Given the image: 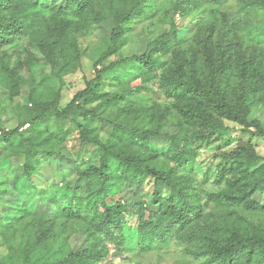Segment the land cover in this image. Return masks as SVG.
Returning a JSON list of instances; mask_svg holds the SVG:
<instances>
[{
  "label": "trees",
  "instance_id": "trees-1",
  "mask_svg": "<svg viewBox=\"0 0 264 264\" xmlns=\"http://www.w3.org/2000/svg\"><path fill=\"white\" fill-rule=\"evenodd\" d=\"M153 1L0 0V52L13 57L24 53L23 63L16 61L21 66L48 64L62 76L81 63L78 35L105 20L111 29L107 51L65 106L33 76L26 81L18 65L0 68V96L7 102L0 104V115L6 113L10 120L6 126L0 117V167L7 171L0 207L10 214L9 221L0 216V236L24 239V264H102L112 251L136 260L135 254L147 251L166 253L172 240L195 245L205 264H264V230L239 213L264 212V159L251 141L240 140L227 152L230 174L219 179L222 188L204 203L181 172L195 156L193 145L221 130L223 120L264 137L263 122L244 107L247 87L237 101L228 90L232 59L241 50L233 48L232 40L255 27L253 46L264 45V0H176L166 13L169 29L149 42L143 54L108 63L122 46L129 23L148 13ZM202 5L210 14V31L203 37L199 30L193 36L192 30L183 40L175 15ZM239 59L235 67L242 80L252 78L258 70L255 60ZM131 61L143 72L133 79L111 76L116 91L103 92L105 76ZM157 90L176 96L179 121L160 122L144 109L139 117L108 111L130 94ZM88 146L97 153L94 163L83 153ZM65 171L85 184L63 182L66 196L37 202L18 192L23 181L34 191L46 190L54 185V173ZM209 204L221 215L202 224ZM129 216L135 219L133 228ZM56 228L62 229L65 242L72 234L78 237L77 244L59 258L33 263V249L58 237Z\"/></svg>",
  "mask_w": 264,
  "mask_h": 264
},
{
  "label": "rangeland",
  "instance_id": "rangeland-1",
  "mask_svg": "<svg viewBox=\"0 0 264 264\" xmlns=\"http://www.w3.org/2000/svg\"><path fill=\"white\" fill-rule=\"evenodd\" d=\"M176 0H154L153 6L148 13H142L137 18L133 19L124 33L122 46L117 53L111 55L107 62L117 61L122 58L130 57L134 54L141 55L145 52L146 46L149 42L156 39L159 35L169 29L171 19L166 15L168 10H171ZM176 25L180 27V34L183 35V40H187L192 30L195 33L201 32V36H207L210 31V14L208 9L202 5L197 9L189 12L185 16L180 14L175 15L174 19ZM110 24L107 20L95 25L87 33L80 34L77 37L79 53L82 56L80 65L74 71L64 72L62 76L57 74L48 64H35L30 67L25 64L18 65L17 58H20L21 63L24 53L18 57L9 56L5 51L0 52V68L3 64L7 65L9 69L15 67L19 69V74L28 81L32 76L41 88L54 95H58V101L61 106L67 105L72 99L73 95L85 87L86 79L93 74V63L107 51L110 41ZM219 31L214 32V39H216ZM256 34L255 27H251L241 35H237L232 40L233 48L241 49L233 57L234 74L229 80V89L233 95V99L237 101L244 86L247 87L244 94V107L251 111V117L259 118L264 124V45H257L255 48L254 35ZM192 36V37H193ZM252 57L257 63L258 70H255L252 76L246 77L242 80L241 74L235 65H239V57ZM101 67V64L98 68ZM16 68V69H17ZM143 72V69L134 61L121 64L113 69L101 82L100 89L103 92H114L115 87L110 85V77L116 76L119 79H133L138 77ZM231 82V84H230ZM249 86V87H248ZM30 88V87H29ZM28 88V90H29ZM27 87H24L23 102L26 99ZM242 103V102H241ZM1 106H5L7 102L2 100L0 96ZM178 99L170 93L161 90L156 92L142 91L136 94L126 96L122 101L117 102L114 107L108 109L114 114L121 110L130 112V116L139 117L142 110H148V115L159 119L160 122H177L179 121L178 113ZM132 113V114H131ZM6 113L0 115L4 119L7 126L10 123L9 118H5ZM125 116V114H124ZM8 121V122H7ZM147 125H149L147 123ZM224 127L217 130L213 135L206 138L203 142L194 144L195 156L189 161L186 168L182 169L191 182V189L197 193L202 202L206 201L210 193L217 192L222 188L219 184V179L229 176L231 163L226 160L227 152L232 149L240 140H249L254 145L256 152L264 159V137L252 136L243 126L236 122L223 120ZM72 144V143H70ZM84 155L89 162L97 161V153L88 146L84 150ZM7 171L5 167H0V187L5 184ZM63 182H69L72 186H81L85 181L75 174L69 172H55L54 185L46 190L34 191L25 181L19 185V193L22 197L31 202H37L49 198L52 195L56 197L66 196V190ZM152 183L149 182L145 188V197L151 194ZM221 210L215 209L212 204L205 207L204 213L207 214L202 224L205 221L209 223V218H217L221 215ZM240 215L244 216L246 220L253 226H257L264 230V212H248L245 210L239 211ZM4 216L5 221L10 220V214L0 207V216ZM130 226H135V219L128 217ZM59 227V224H58ZM36 231H34L35 233ZM58 237L52 239L50 236L44 244L33 249L31 254L33 263H41L49 259L59 258L62 252L69 246L75 245L78 242V237L73 238V234L69 237V243L60 237L62 229L56 228ZM20 233V232H19ZM19 235V234H18ZM132 243V239L128 240V244ZM24 246L23 241L16 236L11 238L6 235L0 236V264H24L22 258V250ZM166 253L163 250H152L144 253L135 254L133 257L136 260L130 259L127 254L118 255L112 251L110 258L102 264H205V258L196 255L195 245L182 244L172 240L167 246ZM163 253V254H162ZM29 264V262L27 263Z\"/></svg>",
  "mask_w": 264,
  "mask_h": 264
}]
</instances>
